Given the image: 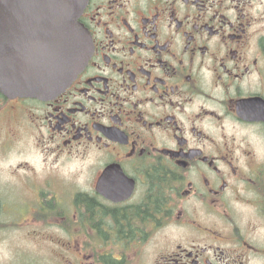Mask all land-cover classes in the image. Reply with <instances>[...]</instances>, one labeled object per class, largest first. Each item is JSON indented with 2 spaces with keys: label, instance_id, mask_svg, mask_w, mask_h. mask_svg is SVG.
<instances>
[{
  "label": "flooded vegetation",
  "instance_id": "1",
  "mask_svg": "<svg viewBox=\"0 0 264 264\" xmlns=\"http://www.w3.org/2000/svg\"><path fill=\"white\" fill-rule=\"evenodd\" d=\"M79 21L63 91H0V231L47 264H264V0H88Z\"/></svg>",
  "mask_w": 264,
  "mask_h": 264
},
{
  "label": "water",
  "instance_id": "2",
  "mask_svg": "<svg viewBox=\"0 0 264 264\" xmlns=\"http://www.w3.org/2000/svg\"><path fill=\"white\" fill-rule=\"evenodd\" d=\"M88 0H0V91L51 98L86 65L92 46L79 18Z\"/></svg>",
  "mask_w": 264,
  "mask_h": 264
},
{
  "label": "rangeland",
  "instance_id": "3",
  "mask_svg": "<svg viewBox=\"0 0 264 264\" xmlns=\"http://www.w3.org/2000/svg\"><path fill=\"white\" fill-rule=\"evenodd\" d=\"M23 234V231H0V264L8 263V261H10L9 258H11V260H16L17 258L13 257L20 253L19 246L22 247L24 253L35 258L36 264H47V258H50L48 242L44 240L36 242L27 238L22 239ZM6 243L9 244L8 247ZM21 258L30 257L24 255Z\"/></svg>",
  "mask_w": 264,
  "mask_h": 264
}]
</instances>
